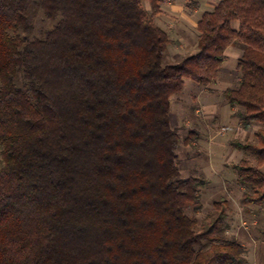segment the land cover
<instances>
[{
	"label": "trees",
	"instance_id": "16d2710c",
	"mask_svg": "<svg viewBox=\"0 0 264 264\" xmlns=\"http://www.w3.org/2000/svg\"><path fill=\"white\" fill-rule=\"evenodd\" d=\"M165 1L0 0V264H246L225 200L213 232L190 215L204 179L177 158L197 133L181 140L170 111L186 80L215 83L240 47L222 95L259 129L231 143L246 155L232 170L242 203L264 204V0L204 10L196 51L173 63ZM38 14L51 26L29 37Z\"/></svg>",
	"mask_w": 264,
	"mask_h": 264
},
{
	"label": "rangeland",
	"instance_id": "374dc122",
	"mask_svg": "<svg viewBox=\"0 0 264 264\" xmlns=\"http://www.w3.org/2000/svg\"><path fill=\"white\" fill-rule=\"evenodd\" d=\"M175 0H166L159 23L169 32L172 42L166 53V63L176 62L196 51L197 32L194 10H212L220 0H198L200 6L190 9L184 4V12L168 9V4ZM143 7L149 10V3ZM51 23L38 14L34 28L29 37L42 33ZM241 48L230 50L228 62L222 66L215 83L202 87L186 80L183 91L174 96L171 102L170 119L172 127L178 131L181 140L191 132H196L192 144L181 142L178 151L177 166L183 177H200L204 186L200 190L202 210L191 212L200 225L208 232L211 230L208 216L214 211V203L221 199L226 201V218L222 222L224 235L235 239L245 250L246 264H264V204L247 206L242 203L244 188L236 182L232 166L246 155L235 150L234 141L254 142V133L259 126L244 130L241 121L234 116V110L227 106L223 92L235 88L240 80L237 60ZM209 223V224H208ZM216 232V230L214 231Z\"/></svg>",
	"mask_w": 264,
	"mask_h": 264
},
{
	"label": "crops",
	"instance_id": "0c3cea01",
	"mask_svg": "<svg viewBox=\"0 0 264 264\" xmlns=\"http://www.w3.org/2000/svg\"><path fill=\"white\" fill-rule=\"evenodd\" d=\"M184 4H187V1L186 0H175L174 2H170L169 4H168V9H169V11L170 12H172V14H176L175 13V11H177V12H181V14H182V10H183V8H184ZM216 5H214V7H215ZM183 12H184V10H183ZM199 13H200V10H194L193 11V14H195L196 16H197V20H198V18H199ZM196 24H197V22H195V27H196ZM234 48V47H233ZM233 48H230L228 51H227V53H226V55H227V60L225 61V63H227L228 62V56H229V53H230V50L231 49H233ZM224 63V64H225ZM223 64V65H224ZM212 85V84H211ZM211 85H209V86H207V88L208 87H210ZM225 91V90H224Z\"/></svg>",
	"mask_w": 264,
	"mask_h": 264
}]
</instances>
